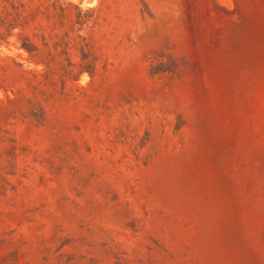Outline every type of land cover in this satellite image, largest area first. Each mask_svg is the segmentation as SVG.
Listing matches in <instances>:
<instances>
[{
	"label": "rangeland",
	"instance_id": "1",
	"mask_svg": "<svg viewBox=\"0 0 264 264\" xmlns=\"http://www.w3.org/2000/svg\"><path fill=\"white\" fill-rule=\"evenodd\" d=\"M0 264H264V0H0Z\"/></svg>",
	"mask_w": 264,
	"mask_h": 264
}]
</instances>
